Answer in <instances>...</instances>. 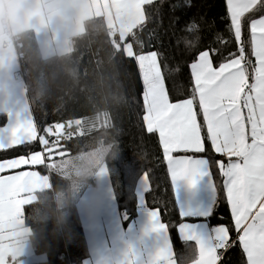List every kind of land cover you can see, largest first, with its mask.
Listing matches in <instances>:
<instances>
[{
  "label": "trees",
  "instance_id": "obj_1",
  "mask_svg": "<svg viewBox=\"0 0 264 264\" xmlns=\"http://www.w3.org/2000/svg\"><path fill=\"white\" fill-rule=\"evenodd\" d=\"M144 8L150 18L137 31L144 50L162 53V63L168 65L164 75L169 100L188 98L194 87L189 65L206 46H216L218 34L228 38L226 0H191L190 6L185 0H154L153 5ZM193 18L199 25L200 40L187 48L184 39L192 40L193 35L184 29ZM131 32L132 29L121 38L102 17L93 16L84 21L81 32L69 38L67 53L48 58L40 55L31 30L13 36L37 129L75 123L56 139L59 148L53 154L64 153L49 158L46 148L50 145H43V159L32 168L49 180L48 186L37 192L36 200L24 206L23 217L30 228L33 249L46 255L45 261L35 264H82L88 256L77 202L86 189L96 186L97 171L103 164L123 226L135 217L137 180L148 175L146 205L159 211L179 264L188 245L177 232L183 220L205 219L211 226L223 224L231 229L229 243L236 240L223 193V176L216 164L217 160L228 159L214 153L206 140L205 151L196 155L209 159L217 189L213 208L205 218H181L178 213L158 134L148 133L143 124L138 68L125 58V37ZM116 45L120 46L118 51ZM218 63L213 58V65ZM194 108L198 111V102ZM1 117L0 123L4 121ZM197 118L202 122L201 115ZM201 133L204 139L205 129ZM26 151L0 150V160ZM217 251L223 253L217 264H246L238 240L226 251Z\"/></svg>",
  "mask_w": 264,
  "mask_h": 264
},
{
  "label": "snow or ice",
  "instance_id": "obj_2",
  "mask_svg": "<svg viewBox=\"0 0 264 264\" xmlns=\"http://www.w3.org/2000/svg\"><path fill=\"white\" fill-rule=\"evenodd\" d=\"M190 2L185 0L189 6ZM121 4L134 18L132 32L125 37L124 52L125 58L138 68L142 82L143 124L148 133L159 135L171 181L185 179L194 184L197 165L204 164V174L211 177L209 159L196 155L205 151V140L216 153L228 157L226 164L220 160L216 164L224 177L237 237L230 244L231 229L223 224L208 239L179 224L182 238L196 241L199 258L194 264H217L223 255L217 250L226 251L237 240L246 264H264V0H226L227 40L218 34L216 46L208 45L199 51L189 65L194 87L188 98H178L174 103L165 87L168 65L162 63V53L144 50L137 34L150 18L144 6L153 5L154 0H121ZM184 30L193 35L192 40L184 39L185 46L194 47L200 40L195 18ZM213 58L219 61L216 67ZM197 102L198 111H194ZM200 115L202 122L198 123ZM47 134V129H37L19 114L0 130V150L27 149L24 154L0 160V219L14 214L24 179L30 169L37 167L36 154L42 152ZM174 151L185 154L173 157L170 154ZM141 185L145 192L149 190L147 174L142 176ZM212 185L217 197L216 186ZM141 203L147 207L145 200ZM149 215L152 230L164 237L150 264H176L158 211L149 208ZM180 216H184L182 211Z\"/></svg>",
  "mask_w": 264,
  "mask_h": 264
},
{
  "label": "crops",
  "instance_id": "obj_3",
  "mask_svg": "<svg viewBox=\"0 0 264 264\" xmlns=\"http://www.w3.org/2000/svg\"><path fill=\"white\" fill-rule=\"evenodd\" d=\"M26 3H31L34 6L23 9V16L17 17L18 10L22 9ZM5 4L9 5L7 15L13 26L10 29L0 27V39L3 36H8L11 39L8 43L0 41V120L2 119L1 116L4 117V121L0 123V130L6 129L10 119H14L18 114L27 118L36 127L25 84L23 80L15 81L14 78L15 74L21 70L19 56L12 42L13 36L31 30L34 33L40 55L43 58H48L52 55L67 53L69 38L81 32L84 21L90 17H102L106 26L116 30L120 36L132 29L134 22L133 15L125 11L121 0H0V17L5 15ZM49 4L54 5V7L49 9L46 7ZM54 23L56 27H53ZM212 151L216 153L214 150ZM184 154L174 151L170 155L175 157ZM199 156L206 158L203 155ZM226 158L228 159V157ZM42 159V153H37V164ZM227 162L223 163L226 164ZM206 167V164L197 165L198 175L194 177V184L190 185L185 179H177L173 183L170 179L178 213L180 214L182 211L183 217L205 218L213 208L216 197L212 185L214 181L212 176L204 174ZM141 178L138 180L135 191V217L126 226H122V230H111V228L109 230L108 228V236L112 238V243H108L106 251L100 242L96 243L98 248L103 251H93L94 245L88 244L85 238L88 256L82 260V264H129V261L131 264H150L156 251L163 245L164 237L160 232L152 230L153 222L150 219L149 207L141 203L142 200H145L146 193L141 185ZM48 184L47 177L40 175L33 169L29 170L24 179L23 191L18 197L14 214L9 219H0V264H10L11 262L13 264H35L46 260L44 253L34 251L29 239L30 228L25 224L23 214L24 206L34 202L37 192L46 188ZM222 186L227 202L224 177ZM96 201H98V206L94 207ZM151 209L157 210L156 208ZM77 210L82 229L88 228L93 233H95L94 221L101 225L102 218L107 219L109 223V215H120L104 164L97 171L96 186L86 189L79 198ZM159 219L163 223L160 214ZM179 224L187 225L192 232L202 239H208L215 228L219 226H211L205 219L183 220ZM179 224L177 225L178 236L183 242L188 243L182 257L184 259L196 246V241L183 239L179 232ZM102 226L105 225L102 224ZM166 235L174 252L167 228ZM198 258L199 255L196 259ZM175 261L176 264H179L176 257Z\"/></svg>",
  "mask_w": 264,
  "mask_h": 264
},
{
  "label": "rangeland",
  "instance_id": "obj_4",
  "mask_svg": "<svg viewBox=\"0 0 264 264\" xmlns=\"http://www.w3.org/2000/svg\"><path fill=\"white\" fill-rule=\"evenodd\" d=\"M123 34V33H121ZM124 37V34L121 35V38ZM126 47V45H125ZM124 47V49H125ZM28 96V95H27ZM29 99V98H28ZM30 102V101H29ZM78 123V122H77ZM74 122L71 123H65L64 126L62 124H55V125H51L46 127V129L48 130V136H50L52 138L51 141H48L47 138L45 137L43 145H50L49 147L46 148V152L48 153V157L52 158L55 155H62L64 153V151H58L55 152V154H53L55 149L59 148V145L56 143V139L58 136L63 135L64 131L66 129H68L71 125H74ZM143 175H141L140 177H142ZM140 177L138 178V180L140 179ZM137 180V183H138ZM136 183V186H137ZM136 186H135V191H136ZM136 197V195H135ZM114 216V218H113ZM109 215L108 217L110 218V222H107V219L102 218V224L105 226L98 225V222L94 221L93 222V226H94V232H90V230L88 228H83L84 229V239L86 238L87 243L94 245L93 246V251H97L99 250L100 252H102L103 250L98 248V244L96 242H100L103 246L105 251L108 249V243H112V238L110 236H108V228L110 230H122V218L120 217L119 214H113ZM106 222V223H105ZM96 223V224H95ZM86 243V242H85ZM111 258L113 259V257L111 256ZM113 262V261H111ZM112 264V263H109Z\"/></svg>",
  "mask_w": 264,
  "mask_h": 264
},
{
  "label": "clouds",
  "instance_id": "obj_5",
  "mask_svg": "<svg viewBox=\"0 0 264 264\" xmlns=\"http://www.w3.org/2000/svg\"><path fill=\"white\" fill-rule=\"evenodd\" d=\"M33 6L34 5H32L31 3H26L22 9L18 10L17 17L23 16V9L31 8ZM46 7L51 9L54 7V5L49 4ZM8 8H9V5L5 4L4 5L5 15L0 17V27H4L5 29H10L13 26L12 21L7 15ZM53 27H56L55 23L53 24ZM95 206H98V201L94 202V207ZM197 255H198V248L197 246H195L194 248L191 249L190 253L183 259L182 264H194V262L196 261Z\"/></svg>",
  "mask_w": 264,
  "mask_h": 264
},
{
  "label": "built area",
  "instance_id": "obj_6",
  "mask_svg": "<svg viewBox=\"0 0 264 264\" xmlns=\"http://www.w3.org/2000/svg\"><path fill=\"white\" fill-rule=\"evenodd\" d=\"M10 38L8 37V36H3V37H1V39H0V41L1 42H3V43H8V42H10ZM15 81H19V80H22V74H21V71H19V72H17L16 74H15Z\"/></svg>",
  "mask_w": 264,
  "mask_h": 264
},
{
  "label": "water",
  "instance_id": "obj_7",
  "mask_svg": "<svg viewBox=\"0 0 264 264\" xmlns=\"http://www.w3.org/2000/svg\"><path fill=\"white\" fill-rule=\"evenodd\" d=\"M120 49L119 45H116V51H118Z\"/></svg>",
  "mask_w": 264,
  "mask_h": 264
}]
</instances>
